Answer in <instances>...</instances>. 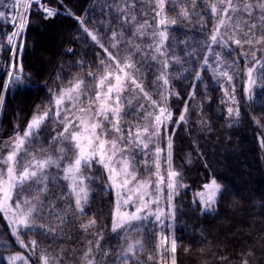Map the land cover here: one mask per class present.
Masks as SVG:
<instances>
[{
	"label": "snow or ice",
	"instance_id": "6c2138e0",
	"mask_svg": "<svg viewBox=\"0 0 264 264\" xmlns=\"http://www.w3.org/2000/svg\"><path fill=\"white\" fill-rule=\"evenodd\" d=\"M33 11L45 20L61 14L47 0H0V116L8 95L45 92L24 126L18 111L13 134L0 137V215L10 232L0 231V264H178L195 233L180 223L186 206L177 198L189 185L175 137L181 126L189 135L211 131L198 102L211 101L210 88L222 93L228 128L246 118L242 101L248 112L264 108V0H92L84 16L65 9L81 48H68L76 58L43 85L24 69ZM97 168L111 197L108 223L91 212ZM229 194L213 175L194 192L192 210L215 217ZM253 211V221L264 220V201ZM198 251L222 264H260L251 247Z\"/></svg>",
	"mask_w": 264,
	"mask_h": 264
},
{
	"label": "trees",
	"instance_id": "16d2710c",
	"mask_svg": "<svg viewBox=\"0 0 264 264\" xmlns=\"http://www.w3.org/2000/svg\"><path fill=\"white\" fill-rule=\"evenodd\" d=\"M47 3L51 7L59 8L61 14L45 20L43 13L32 12L28 43L33 46L27 47L24 56L25 72L32 73L36 83L40 85H43L45 81L53 80L62 64L76 58L67 52L68 48L76 52H79L81 48L79 41L75 39L79 30L78 23L73 17L64 14L65 9H70L76 16H84L92 0H47ZM84 59L87 60L90 57L86 56ZM65 75H71V73L65 69ZM186 91L187 87L182 93L185 98ZM239 91L240 89H238V96ZM198 95H200L199 90ZM209 95L210 102L203 96H200L198 102L204 105L203 116L209 121L211 131L201 132L194 127L192 134L189 135L181 126L175 137V163L183 167L184 179L189 185L188 189L182 191L181 196L177 198L186 206L180 223L187 225V233H195L185 237L183 243L185 246H190L191 251L185 254L183 248H180L177 253L178 264H203L205 258L210 259V264H222L212 259V253L201 256L198 249L208 244L214 246L217 255L221 251L238 255L236 250L251 247L259 258L260 264H264V248L260 244L261 236H264V220L253 221L252 219L256 215L253 205L264 201V159H262L264 151L259 147V135L264 130L257 127L252 117L264 122V108L254 107L248 112L247 105L242 101L241 112L242 115L247 113L246 118L240 124H234L233 127L228 128L225 126L224 105L220 104L222 93L210 88ZM44 100V91H30L14 97L8 95L4 113L0 118V137L7 138L13 134V123L18 111L24 113L21 121V127H23L34 106ZM173 103L178 106L177 111L183 106L182 101L174 100ZM192 117V124L195 126V112L192 113ZM49 132H51L50 127ZM193 141H196V145L203 153V159L196 152ZM188 153L192 154L191 164L186 163ZM205 161L208 168L204 166ZM95 174L100 175L101 178L95 181L97 191L93 193L95 202L91 212L102 216L104 222L108 223L110 205L105 201L111 197L105 195L103 191L104 178L99 168L96 169ZM213 175L230 187L231 194L223 198L217 216L201 217L199 211L192 210L193 194ZM0 231L8 232L10 238L7 222L2 215H0ZM182 231L184 229L178 228L177 235L179 236ZM201 233L207 237L203 243L199 242L203 239ZM47 242L44 241V243ZM63 242V240L57 241V244ZM67 243L77 250L82 247V243L74 240H69ZM16 247L20 250L18 246Z\"/></svg>",
	"mask_w": 264,
	"mask_h": 264
},
{
	"label": "rangeland",
	"instance_id": "374dc122",
	"mask_svg": "<svg viewBox=\"0 0 264 264\" xmlns=\"http://www.w3.org/2000/svg\"><path fill=\"white\" fill-rule=\"evenodd\" d=\"M35 7V6H34ZM3 62V58L2 57H0V63H2ZM5 77L3 76V73L2 72H0V81H1V79L3 80ZM237 89H240V85H241V82L239 81V80H237ZM0 118H1V116H0Z\"/></svg>",
	"mask_w": 264,
	"mask_h": 264
}]
</instances>
